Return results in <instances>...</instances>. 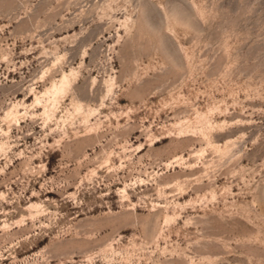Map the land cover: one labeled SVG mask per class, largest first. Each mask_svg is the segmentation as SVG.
Masks as SVG:
<instances>
[{
    "label": "rangeland",
    "instance_id": "obj_1",
    "mask_svg": "<svg viewBox=\"0 0 264 264\" xmlns=\"http://www.w3.org/2000/svg\"><path fill=\"white\" fill-rule=\"evenodd\" d=\"M0 264H264V0H0Z\"/></svg>",
    "mask_w": 264,
    "mask_h": 264
}]
</instances>
